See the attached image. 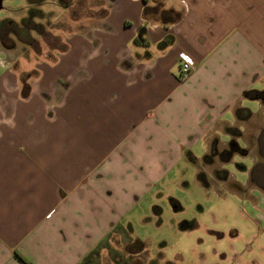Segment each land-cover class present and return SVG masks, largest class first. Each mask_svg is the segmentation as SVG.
Returning a JSON list of instances; mask_svg holds the SVG:
<instances>
[{
    "label": "crops",
    "instance_id": "crops-1",
    "mask_svg": "<svg viewBox=\"0 0 264 264\" xmlns=\"http://www.w3.org/2000/svg\"><path fill=\"white\" fill-rule=\"evenodd\" d=\"M103 3L95 26L26 71L0 52V264H151L129 218L182 159L205 188L232 193L210 212L214 253L264 264V182L251 179L264 164V0ZM30 6L5 8L22 20ZM180 52L193 65L185 79ZM215 144L237 150L209 161ZM236 154L251 166L234 190L224 165Z\"/></svg>",
    "mask_w": 264,
    "mask_h": 264
},
{
    "label": "rangeland",
    "instance_id": "rangeland-1",
    "mask_svg": "<svg viewBox=\"0 0 264 264\" xmlns=\"http://www.w3.org/2000/svg\"><path fill=\"white\" fill-rule=\"evenodd\" d=\"M24 4L25 0H4L0 19L10 17L15 20V24L22 26L20 19L23 11L9 10L5 8V5L16 8L23 7ZM34 7L44 14L43 17L32 18V22L36 25L35 29L19 30V26L14 29V32H0V52L7 55L12 67L24 69V71L30 67V64L26 65L25 61L33 63L36 60L52 57L57 49L64 46L63 42L67 33L95 26L105 9L103 0H43L41 5L37 4ZM27 14L28 12L26 16ZM21 66L24 67L21 68ZM25 78L22 72L19 79L23 82ZM255 102L254 99L246 101V105H252ZM246 145L251 148L252 141L250 140V143ZM218 147H223L226 153L224 158H228L229 154L237 150L231 144H219ZM195 150L199 154L203 152L200 146H197ZM220 165L221 163L217 160L213 162L216 168ZM205 166L204 161H201L199 170L201 179L208 174L204 173ZM250 166L248 157L240 154H236L224 165L233 174H230L227 183L230 189L236 190L232 184L236 183L233 182L235 179L242 184L247 182ZM195 169L196 165L182 159L170 172V176L173 173L172 181L167 182L170 178L167 176L163 189L159 193L148 192L132 209L129 220L132 222L133 235L146 243L150 259L157 258L155 261L152 260L151 264H172L173 262L174 264H225L223 259H219L217 255L219 253H214V250L220 251L219 242L211 235L208 226L211 224L212 213L210 212L214 211L220 198H223L219 197V194L227 197L232 193H227L224 189H218L215 192L212 186L205 188L197 180ZM212 180L215 184L219 182L215 180V177ZM248 187H253L250 181ZM239 193L243 195L241 191ZM244 193H248L247 189ZM232 199L235 200V198ZM153 204L159 205L160 213L152 211ZM174 205L180 208L175 209ZM123 221L126 222L125 219ZM230 259H234L235 262L237 257ZM261 259H258V262ZM133 264L143 263L142 260L136 259Z\"/></svg>",
    "mask_w": 264,
    "mask_h": 264
},
{
    "label": "trees",
    "instance_id": "trees-1",
    "mask_svg": "<svg viewBox=\"0 0 264 264\" xmlns=\"http://www.w3.org/2000/svg\"><path fill=\"white\" fill-rule=\"evenodd\" d=\"M28 2L31 4L30 7H28V14L27 16H25L22 19V26L17 25L14 23L13 20L11 19H5L1 22L0 24V32H14V29H17L19 26V30H30V29H35L36 25L32 22V18L33 17H43L44 14L43 12H41L40 10H38L37 8H35L34 4H41L43 2V0H28ZM163 18V16L161 17V19ZM179 18L178 15L177 17L174 18L177 19ZM11 27V28H10ZM27 90H28V85L23 81V89H22V93L25 95L27 94Z\"/></svg>",
    "mask_w": 264,
    "mask_h": 264
},
{
    "label": "built area",
    "instance_id": "built-area-1",
    "mask_svg": "<svg viewBox=\"0 0 264 264\" xmlns=\"http://www.w3.org/2000/svg\"><path fill=\"white\" fill-rule=\"evenodd\" d=\"M192 61L184 52L179 53V76L185 79L192 69Z\"/></svg>",
    "mask_w": 264,
    "mask_h": 264
},
{
    "label": "water",
    "instance_id": "water-1",
    "mask_svg": "<svg viewBox=\"0 0 264 264\" xmlns=\"http://www.w3.org/2000/svg\"><path fill=\"white\" fill-rule=\"evenodd\" d=\"M1 1L0 0V8H1ZM259 141H260V148L262 150V152L264 153V131L261 132L260 137H259ZM264 164H257L253 167L252 171H251V179L253 181H257V183H261L264 182V178L261 174V169L263 168Z\"/></svg>",
    "mask_w": 264,
    "mask_h": 264
},
{
    "label": "flooded vegetation",
    "instance_id": "flooded-vegetation-1",
    "mask_svg": "<svg viewBox=\"0 0 264 264\" xmlns=\"http://www.w3.org/2000/svg\"><path fill=\"white\" fill-rule=\"evenodd\" d=\"M215 154H219V158H221L222 159V157H224L225 156V151H223V152H219L218 150H217V148H216V144L213 146V149H212V156L211 157H208L209 158V161H211L212 160V157H214L215 156Z\"/></svg>",
    "mask_w": 264,
    "mask_h": 264
}]
</instances>
